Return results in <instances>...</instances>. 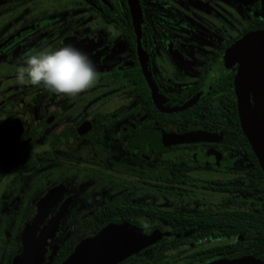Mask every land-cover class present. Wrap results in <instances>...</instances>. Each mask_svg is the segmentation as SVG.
Segmentation results:
<instances>
[{"label": "flooded vegetation", "instance_id": "flooded-vegetation-1", "mask_svg": "<svg viewBox=\"0 0 264 264\" xmlns=\"http://www.w3.org/2000/svg\"><path fill=\"white\" fill-rule=\"evenodd\" d=\"M260 30L264 0H0V264H62L125 221L156 235L118 264H264L241 64L217 65ZM66 45L90 58L94 87L17 83L23 57Z\"/></svg>", "mask_w": 264, "mask_h": 264}, {"label": "water", "instance_id": "water-1", "mask_svg": "<svg viewBox=\"0 0 264 264\" xmlns=\"http://www.w3.org/2000/svg\"><path fill=\"white\" fill-rule=\"evenodd\" d=\"M227 58L240 61L236 77L240 118L264 166V30L246 35L225 53L217 65ZM251 92L254 106L250 108L249 115L246 106L250 104ZM155 235H147L134 222H112L81 241L62 264H118L151 244ZM209 264H255V260L244 257Z\"/></svg>", "mask_w": 264, "mask_h": 264}, {"label": "clouds", "instance_id": "clouds-1", "mask_svg": "<svg viewBox=\"0 0 264 264\" xmlns=\"http://www.w3.org/2000/svg\"><path fill=\"white\" fill-rule=\"evenodd\" d=\"M22 61L16 71L18 84L43 86L61 96L76 97L94 87L99 79L90 58L71 45L34 51Z\"/></svg>", "mask_w": 264, "mask_h": 264}]
</instances>
